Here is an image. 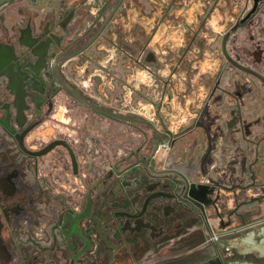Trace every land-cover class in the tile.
I'll list each match as a JSON object with an SVG mask.
<instances>
[{
  "label": "flooded vegetation",
  "instance_id": "1",
  "mask_svg": "<svg viewBox=\"0 0 264 264\" xmlns=\"http://www.w3.org/2000/svg\"><path fill=\"white\" fill-rule=\"evenodd\" d=\"M16 1H25L27 6L18 9L17 20L10 28L13 32L10 38L4 17L0 16V92L9 97L2 101L0 95V126L30 159L14 166L0 143V191L6 193L8 189H14L15 192L13 197L5 198L3 209L0 206V264L8 262L1 243L13 254L11 262L43 264L40 258L51 253L56 255L53 251L57 250L59 239L64 240L61 230L59 234L52 231L51 246L34 254L18 245L19 236L24 234L31 246L35 241L45 243L51 238L45 234V229L39 230L40 236L34 234V208L40 205L39 195L48 191L46 185H39L36 180L38 165L35 159L48 155L57 147L67 151L75 176L80 172L81 177L92 183L99 180L95 191L92 185H83L79 180L80 188L89 192L85 206L80 197L79 201L65 208L63 218L74 217L88 207L93 214L108 216L109 212H102L109 204L111 194L115 196V191L131 187L138 194L143 188L139 176L142 172L154 175L150 177L154 182L159 180L154 178L155 175L164 173L163 170H177L173 167L158 170L151 164L163 142L168 144L165 152H171L177 146V140L186 136L192 143L190 150L203 142L202 164H206L219 145H226L223 123L211 129L214 122L225 123V116H232L230 124L241 132V137L248 139L254 149L255 162L264 160V0H157L159 18L153 21L152 30L174 31L177 46L167 49L165 59H169L164 61V67L133 58L134 68L140 76L137 80L129 78L124 82L115 78L113 67L116 62L131 58L124 50L132 42L120 28H114L113 23L126 0H14L11 3ZM75 41L76 48L72 49ZM77 86L86 90L87 96L78 91ZM63 93L108 119L143 126L151 131V136L141 134L142 144L137 147V152L129 155L134 160L122 169L95 155L96 151L87 148L92 144L87 145L86 141L89 153L83 156L77 155L72 144L65 139H55L39 150L28 148L26 139L48 117L55 116L56 103ZM94 100L108 101L113 110L102 109ZM174 121L180 124L178 130L172 129ZM28 129L23 139L28 150L40 151L54 141H65L75 155L77 172L64 146H56L42 156L25 153L19 146L17 135ZM147 142L153 151L149 155L141 154V146ZM127 157L122 156L121 160ZM148 159H151L150 163ZM82 164L90 169L89 172L81 171ZM33 165L34 172L29 169ZM178 176L184 178L181 174ZM161 179L158 192H164L173 200L175 179ZM181 185L185 190L184 179ZM247 185L255 187L258 184L250 182ZM260 188V199L264 200V183ZM190 191L197 193L195 189ZM18 192L25 196L22 203L13 201ZM183 201L191 203L186 199ZM58 206L53 227L62 220L59 212L64 206ZM97 207L98 210L94 211ZM38 221L46 226L51 223V219L44 216ZM230 244L243 254L254 253L263 257L264 225L232 239ZM99 260V264H109L107 259ZM95 261L92 258L93 264ZM220 261L221 256L196 262L195 258L188 256L182 258L180 264H220ZM52 263L58 264V261Z\"/></svg>",
  "mask_w": 264,
  "mask_h": 264
},
{
  "label": "crops",
  "instance_id": "2",
  "mask_svg": "<svg viewBox=\"0 0 264 264\" xmlns=\"http://www.w3.org/2000/svg\"><path fill=\"white\" fill-rule=\"evenodd\" d=\"M26 6L25 1H16L0 7V16L4 17L9 38L13 33L10 28L17 20L16 13L18 9ZM157 8V0H126L114 20L113 27L120 28L125 37L130 38V41L134 43V46L131 43L130 48L127 47L124 50L129 54L128 57L131 58H126L127 61L122 59L116 62L113 67L115 78L121 80V82L129 78L137 80L138 76H140L137 68H134L133 58H139L152 65L156 63V65L164 67L166 65L164 61L169 59V57L165 59L167 49L177 46L178 38L174 37L176 34L174 31L162 33L160 28L157 32L152 30L153 21L159 18ZM149 35H151L150 39ZM144 43L145 48L142 49ZM231 119L232 116L230 118L225 116V123L219 121L212 124L211 129L215 125L223 123L226 131V145H219L206 164H202L205 150L203 149L202 152L201 150L199 151L201 153H196V148L200 149L202 147L199 146L200 143H197V147L190 150L192 143L189 142V136L177 140L178 150L172 149L171 152L160 150L155 153L151 164H154L158 170L171 168L169 166H174L175 164L176 167L174 169H177L183 176L191 180L197 177L198 171H201L200 181L203 183L208 185L219 183V185L227 189L236 185V189L223 190L217 187L220 194L219 201L212 205L204 206V214L194 204L174 198L170 200L169 205L162 209L168 215L164 222L160 221V217H152L151 215H145L140 219H131L125 216L119 218L110 217V214L114 212L126 213L132 211L131 206L128 205L127 207L128 197L138 201V205L141 207L139 201L144 192L150 195L160 193L158 189L163 180L159 178L158 181L153 182L150 177L154 175L151 176L142 172L139 176L142 179L143 188L138 194H136L137 192L133 187L115 191V196L114 193L111 194L109 204L105 206L104 212H102H109V214L108 216L105 214L101 215L102 219H105L100 225L101 228L94 230L91 236L88 237L91 246L87 252L79 255L83 249L87 248L86 242L80 237H75L74 241L71 239L66 240L65 238L64 240L59 239L57 250L51 249L54 250L53 254H56L59 259L58 264H66L67 259H69V264H78L84 254L91 255L96 260V264H99L100 258L109 260V264H156L155 261L162 256L161 254H164L163 256L168 259L164 261V264H180L181 259L188 256L195 258V262L201 259L208 261L220 256V251L225 249L223 242L226 240H222L224 235L239 232L242 229L253 227L263 222L264 200L260 199L262 196L260 187L264 183V160L255 162L254 149L250 146L248 139L241 137V132L230 124ZM179 126L180 124L174 121L173 128H171L178 130ZM164 159L166 160L165 164L163 163ZM140 169L144 171L142 166H140ZM245 169L247 170L246 173L244 172ZM177 180L175 179V182ZM250 182H255L258 185L255 187L247 185ZM239 184H243L244 187ZM106 194L108 196L109 192ZM251 200H254V202H251ZM150 206L160 210L157 200L151 202ZM231 206H234V215L239 218L233 220L231 224L225 225L226 214L232 213L228 209ZM97 210L98 207L94 209V211ZM183 210L186 211L185 214ZM221 217L224 218V222L221 221ZM233 217L232 219H234ZM99 222L96 217L92 222H86V230L90 233ZM34 227V234L38 236L40 229H46V224L38 223ZM103 228H105V231ZM254 229L259 228L253 227L251 230ZM212 232L220 236L217 243L211 240ZM177 241H181L180 245H178L180 247L176 245L173 249L169 247L164 249L163 253H158V248L164 243L170 242L173 244ZM198 248H202L203 251L194 253ZM226 250H228V247ZM123 251L125 252L124 255ZM254 255L257 258L264 259V256L258 257L256 254ZM76 256L78 258H75ZM157 264L160 263L158 262Z\"/></svg>",
  "mask_w": 264,
  "mask_h": 264
},
{
  "label": "rangeland",
  "instance_id": "3",
  "mask_svg": "<svg viewBox=\"0 0 264 264\" xmlns=\"http://www.w3.org/2000/svg\"><path fill=\"white\" fill-rule=\"evenodd\" d=\"M231 22L228 23L230 26ZM83 37L85 34H82ZM81 38V37H80ZM78 38V39H80ZM82 44V41L79 42ZM76 41L73 44L72 49L76 47ZM78 91L82 94L87 96V91L82 89L80 86H77ZM86 93V94H85ZM59 97L58 102L56 103V113L55 116H50L46 119V122L35 129L29 137L26 139V145L28 148L33 150H39L47 145L49 142L55 139H65L69 141L76 154L79 156H83L87 153V148L91 147V151H96L95 155L101 157L102 160H108L110 165L117 166L118 169H122L127 164H129L133 157H130V152H137V147L142 144V137L141 134L143 133L146 137L151 136V131L146 129L143 126L137 125H130L124 122H119L116 120L108 119L106 116L97 114L93 110H91L87 105L83 103H79L70 95L63 93ZM2 96V101L9 98L5 95V92H0ZM99 107L104 110H113L110 106V103L107 101H95ZM132 116H136L135 114H131ZM140 134V135H139ZM87 145L92 144V146ZM203 141V140H202ZM0 143L2 147L5 149V155L8 160L13 161L15 164L14 166H20L22 163H25L30 157L26 156L22 153L19 148L16 146V142L12 136H10L1 126H0ZM144 145L141 146L142 154L149 155L153 149L151 148V144L143 143ZM203 142L200 141V145L202 146ZM174 149H179V146L173 147ZM203 150L201 147L196 148V153ZM140 152V153H141ZM128 156L126 159L121 160V158ZM166 160L164 159L163 163ZM36 165H38V172L35 171L34 165L29 166V169L33 172L37 173L36 180L38 181L39 185H46L48 187V191L46 190L44 194L39 195L40 205L34 208V216H35V224H38V219L40 220L42 216L51 219V223L46 226L45 232L49 235L50 240L48 242L42 243L41 240L38 242L35 241L33 243L34 246L29 245L27 242V237L24 235L19 236V244L20 247L25 250L29 249L30 254H34L35 252L42 251L43 247H50L51 240L53 236V232L58 233V228L55 225V221L53 219L54 216L57 214L58 205L61 204L64 206V210L59 212L61 219L63 218V214L65 213V208L67 206H72L73 202L79 201L80 197L82 198L81 201L83 202V206H85L86 199L89 196L88 189H81L79 180L83 182V185L90 186L92 185V190H96V186L99 183V180L92 181L88 180V178H84L80 176V172L77 176H75L72 172L71 163L67 154V151L63 147H57L48 155L35 159ZM165 164V163H164ZM85 166V167H84ZM83 170L82 172H89V168L86 165L82 164ZM169 167H176L169 166ZM154 178H164V177H172L174 179H178L182 182L184 179L182 176H178L172 173H159L155 175ZM201 171L197 172V177L195 179H189L191 183L194 184H201ZM23 177L20 178L22 180ZM90 181V182H89ZM161 189L159 187L158 191ZM157 190V189H156ZM184 189H182L183 191ZM14 189H8L6 193L0 191V206L3 209L6 200L5 198L13 197ZM98 194V193H97ZM150 194L143 193L139 204L142 205L147 197ZM182 195V192L180 196ZM14 202L22 203L25 201V196H23V192H18L16 196H14ZM163 199V200H162ZM182 199V198H181ZM158 203V207L160 210L157 209V218L160 217V221L164 222L167 219L168 215L163 212V208L169 205L171 199L169 198H155ZM184 200V199H183ZM256 200V199H255ZM164 201V202H163ZM167 201V202H166ZM45 202L44 204H41ZM254 202V200H251ZM3 206V207H2ZM226 207V205H225ZM6 208V207H5ZM183 209V208H182ZM232 213L226 214L225 218V225L231 224L233 220L239 218L238 216L234 215V206L228 208ZM228 210V211H229ZM3 211V210H2ZM83 212V211H82ZM256 212V211H255ZM185 214L186 211L183 210ZM233 214V215H232ZM151 215V214H150ZM148 215V216H150ZM153 217V215H151ZM234 216V217H233ZM4 217V216H3ZM232 217L234 219H232ZM221 221L224 222V218L221 217ZM264 225V221L261 223L256 224L255 228H259ZM53 227V228H52ZM252 226L242 229L239 232H232L228 233L223 236L222 240H226L223 242L225 249L220 251L222 261L220 264H231L234 261L247 263V264H264V259L257 258L254 254H241L238 249L232 247L230 244V240L236 237H241L247 234L252 228ZM53 231V232H52ZM22 233V231H20ZM56 233V235H57ZM35 238V237H34ZM37 240V238H35ZM54 239V238H53ZM181 241L174 242L173 244L170 242L164 243L162 246L158 248V253H163L164 249H168L171 247H176V245H180ZM216 243L218 241H215ZM172 244V246H170ZM193 245V244H192ZM3 247V255L5 256L7 263L4 264H17L10 261V256L13 254L8 252L4 247V244L1 243ZM180 247V246H178ZM228 247V250L226 248ZM38 250H37V249ZM36 250V251H35ZM162 251V252H161ZM203 251L202 248H198L194 253H200ZM160 255V254H159ZM160 258L156 259V264L159 262L160 264H164V261L168 260L167 257H164V254H161ZM59 259L56 255L46 254L40 258L39 261H42L43 264L57 262ZM69 259H67L66 264H69ZM80 264H93L91 255H83L80 259Z\"/></svg>",
  "mask_w": 264,
  "mask_h": 264
},
{
  "label": "water",
  "instance_id": "4",
  "mask_svg": "<svg viewBox=\"0 0 264 264\" xmlns=\"http://www.w3.org/2000/svg\"><path fill=\"white\" fill-rule=\"evenodd\" d=\"M14 0H0V7H2L5 4L11 3ZM29 131L26 130L24 131L22 134L17 135V140L19 143L20 148L27 154L33 155V156H42L48 152H50L53 148H55L56 146H64L68 151L69 154L71 156L72 162H73V167H74V171L77 172V161L75 158V155L71 149V147L65 142V141H54L52 143H50L48 146H46L44 149L40 150V151H31L28 150L23 142L24 136L26 135V133ZM12 133H14V131H11ZM151 159H148L147 162L150 163ZM131 165L130 167L135 166ZM129 167V168H130ZM152 169H154L153 166H151ZM162 172H167V173H176L177 175H180L181 173L178 170H172V171H168V170H163ZM182 175V174H181ZM184 182L186 183V187L185 190L182 191V185H181V181L177 180L175 182V188H176V193L173 195V198H178L179 200L182 199H186L188 201H190L192 204H194L195 206L199 207L201 209V212L204 214L205 210H204V206L206 205H212L215 203V200H218L220 198V194H219V189H223V190H234L236 189V187H231L230 189H227L226 187L219 185V183H215L216 185L211 186V185H206V184H198L195 185L194 183H191L189 181L188 178H186L184 176ZM213 185V184H212ZM216 187H219L216 188ZM190 189H195L196 190V194L191 192ZM123 189L119 190L122 191ZM182 192V195L180 196ZM214 197V198H213ZM155 198H170L168 197L164 192L162 193H158L157 195H149L147 197V199L145 200V202L141 205V207L138 205V201H136L134 198H129L127 199V207L128 205L131 206L132 211L131 212H126V213H122V212H114L110 214V217L113 218H119V217H127V218H131V219H140L143 218L145 215H153V216H157V209L153 208V206L151 207L150 204L151 202H153L155 200ZM182 198V199H181ZM97 218L100 222L98 225H96L93 230L89 233V231L86 230L85 227V223L89 222L91 219ZM105 219H102V216L100 214H93L92 210L90 209V207H88V209H86V211L82 212V213H77L74 215V217H64L62 218V220L60 221V224L57 225L58 230H61V235L67 240V239H71L74 241L75 237H80L83 241L86 242L87 244V248L83 249V251L79 254L82 255L83 253L87 252L88 249H90V241H89V236H91V233H93L94 230H98V228H101L100 225L103 223ZM103 230L105 231V228H103ZM73 250V248H72ZM75 250V249H74ZM75 258H78V256H76Z\"/></svg>",
  "mask_w": 264,
  "mask_h": 264
},
{
  "label": "built area",
  "instance_id": "5",
  "mask_svg": "<svg viewBox=\"0 0 264 264\" xmlns=\"http://www.w3.org/2000/svg\"><path fill=\"white\" fill-rule=\"evenodd\" d=\"M167 146H168L167 142H163V143H161V144L158 146V151L166 149ZM219 239H220V236L217 235L216 233H213V232H212V238H211V240H213V241H218Z\"/></svg>",
  "mask_w": 264,
  "mask_h": 264
},
{
  "label": "bare ground",
  "instance_id": "6",
  "mask_svg": "<svg viewBox=\"0 0 264 264\" xmlns=\"http://www.w3.org/2000/svg\"><path fill=\"white\" fill-rule=\"evenodd\" d=\"M242 249V248H241ZM257 251V250H256Z\"/></svg>",
  "mask_w": 264,
  "mask_h": 264
}]
</instances>
